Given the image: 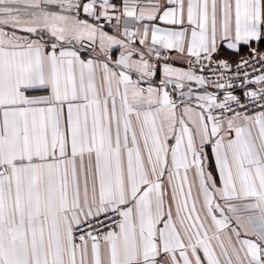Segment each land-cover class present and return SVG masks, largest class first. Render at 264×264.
<instances>
[{"label":"snow or ice","instance_id":"1","mask_svg":"<svg viewBox=\"0 0 264 264\" xmlns=\"http://www.w3.org/2000/svg\"><path fill=\"white\" fill-rule=\"evenodd\" d=\"M0 264H264V0H0Z\"/></svg>","mask_w":264,"mask_h":264}]
</instances>
